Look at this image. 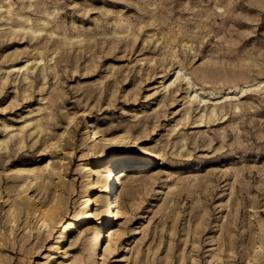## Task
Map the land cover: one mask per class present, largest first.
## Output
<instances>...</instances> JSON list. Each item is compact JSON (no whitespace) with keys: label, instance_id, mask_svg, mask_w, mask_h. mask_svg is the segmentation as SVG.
Wrapping results in <instances>:
<instances>
[{"label":"rangeland","instance_id":"rangeland-1","mask_svg":"<svg viewBox=\"0 0 264 264\" xmlns=\"http://www.w3.org/2000/svg\"><path fill=\"white\" fill-rule=\"evenodd\" d=\"M115 134L152 162L97 264H264V0H0V264H89Z\"/></svg>","mask_w":264,"mask_h":264},{"label":"bare ground","instance_id":"bare-ground-1","mask_svg":"<svg viewBox=\"0 0 264 264\" xmlns=\"http://www.w3.org/2000/svg\"><path fill=\"white\" fill-rule=\"evenodd\" d=\"M89 134L88 141H95L100 135L101 130L98 126L93 127V123L89 122ZM109 139L114 144V153L110 155L107 162L103 165L94 168L93 174H101L104 172V177L98 178L96 183L93 184L87 191L84 199L82 200V210L84 213L79 212L76 217L64 224H61L58 229V242L55 243V252H63L65 243H63L68 236L69 232L75 231L84 223L91 222L95 218V212L93 211V204L95 201V189L97 185L100 187V205H101V216L100 224L96 225L92 232V242L89 243L91 253L88 257L89 264H97L98 259L101 258L102 237L106 236L107 248H111L110 243L114 236V230L111 226L113 221L121 214V187L125 177L129 176L133 172L135 166H144L149 162L150 157L143 158L142 160H136L129 158L127 153L121 152L126 146L135 144L136 138H128L124 135L115 134ZM48 164V163H47ZM16 172L26 173L36 178L33 167L21 166L15 170ZM55 211V210H54ZM53 212V211H52ZM50 215V213H48ZM44 221V220H43ZM46 222V221H45ZM48 222V221H47ZM46 222V224H47ZM44 223V222H42ZM258 243V242H257ZM259 246V243L258 245ZM118 256L113 261H119ZM256 261V263H254ZM250 264H258L259 256L257 253L250 255ZM115 264V263H114Z\"/></svg>","mask_w":264,"mask_h":264}]
</instances>
